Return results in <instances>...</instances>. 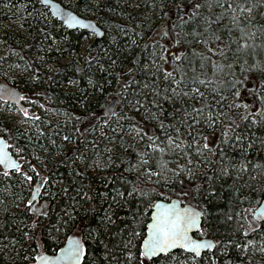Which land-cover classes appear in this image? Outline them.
Returning a JSON list of instances; mask_svg holds the SVG:
<instances>
[{"label":"trees","instance_id":"trees-1","mask_svg":"<svg viewBox=\"0 0 264 264\" xmlns=\"http://www.w3.org/2000/svg\"><path fill=\"white\" fill-rule=\"evenodd\" d=\"M125 1L73 0L70 10L80 17L92 16L104 31L102 38L92 39L83 50L82 42L88 34L65 29L38 2L0 0V10L5 6H23L28 16L23 23L25 38L0 36V51L1 46H6L0 52V66L22 72L11 80L12 85L33 96L40 117L33 129H4L2 137L12 148L23 149L20 155L28 164L48 176L49 183L42 190L51 193L40 203L46 206L41 211H47V216H33L31 211L17 207L21 204L17 197L28 195L27 186L22 191L15 177L0 176V264H29L25 256L30 254L29 244L33 241L24 233L33 232L30 225L36 219L40 226L35 232H43L42 242L48 254L63 246L65 233L72 235L83 230L91 235L82 237L86 244L82 264H128L123 246L134 226L133 218L143 224L150 216L149 197L127 195L133 182L149 191L153 201L177 199L184 205H199L208 210V222L202 221L205 232L196 237L212 239L215 248L203 253L199 264H264V230L249 231L245 236L251 216L245 222L235 215L249 207L250 201L264 200V118L257 111L261 103L253 92L264 78V0H219L224 8L209 7L216 0H143L136 19L114 22L111 16L125 15L121 9ZM197 3L201 5L195 9L198 15L190 19ZM229 3L251 9L239 16L243 21L239 26L232 23L233 13L226 10ZM40 11L46 12L43 21L38 18ZM4 20L6 17L0 16V22ZM165 28L176 43L179 41L180 50L172 56L166 52L165 43L170 35L163 32ZM51 44V48L47 47ZM175 56L182 57L175 63L187 74L186 79L198 77L210 82L198 86L213 98L209 101L213 107L221 95L226 97V107L238 90L237 102L241 107L232 112L244 115L243 105H248L247 111L256 114L257 123L251 124V118L238 122L236 130L244 136L239 142L233 136L230 142L221 143L219 127L214 134L211 129H202L208 134L210 145L216 141L212 152L198 156L189 150L192 156L183 158L158 154L149 167L140 168L137 153L144 150V144L133 140L130 125L136 124L163 138L159 121L148 118L149 113H158L166 125L172 122L180 127L178 118L182 113L176 111L180 102L165 100L163 92V71H172ZM63 58L69 61L59 63ZM154 60L160 65L159 73ZM253 64L258 67L251 68ZM235 81H241L236 89ZM157 89L159 96L154 94ZM154 99L159 101L158 107L153 105ZM113 100L115 115H108L106 109ZM137 101L144 107H137ZM77 116L81 119L77 120ZM38 130L45 135L39 137ZM181 130L188 131L183 127ZM54 132L58 134L53 135ZM64 135H71V142H64ZM49 138L56 141L55 145ZM184 139H189L186 134ZM189 158L195 162L199 180L186 173L172 175L171 170L177 164L186 165ZM242 163L246 170L241 172ZM158 164L165 165L168 171L162 173ZM224 168L228 169L227 175L222 173ZM148 171L156 174L149 176ZM194 183L199 184V193L192 188ZM118 192L124 193L123 198L117 196ZM9 198L14 202L9 203ZM106 213L112 223L105 226L101 221ZM62 221H67V226L59 234L49 235L48 228L43 227ZM251 227L255 228V224L251 223ZM229 239L242 247L227 244ZM139 242L137 239L133 244ZM186 257L189 254L179 250L155 258L154 264H185ZM143 264L152 262L144 260Z\"/></svg>","mask_w":264,"mask_h":264},{"label":"snow or ice","instance_id":"snow-or-ice-1","mask_svg":"<svg viewBox=\"0 0 264 264\" xmlns=\"http://www.w3.org/2000/svg\"><path fill=\"white\" fill-rule=\"evenodd\" d=\"M41 3L48 6V0H41ZM212 6L224 8V4L220 3L219 0H216L215 5H209V7ZM51 7L55 8L56 13L62 17L63 24L67 26H84L83 21L76 15H73L72 12L64 11L55 4H52ZM200 7L201 5L199 3L194 5V10L190 19L198 15L195 9H199ZM226 10H230L233 13L231 21L237 26L243 23V21L239 19V16L245 12H251V9L246 8L243 4L233 6L229 3ZM205 22L208 23V20L206 19ZM245 34L250 35L248 33ZM216 39H220V37L217 36ZM177 43H179V41H177ZM221 55H223L222 52ZM160 59L163 60L164 58L160 57ZM173 60L174 67L172 71H163V80L166 82L163 92L165 100L180 102V108L176 109V111L182 113L178 118L180 127L172 122L166 125L163 120H160L158 113H149L148 118L159 121L160 133L163 138L156 133L149 134L145 132L143 128L138 127L136 124L130 125L133 133V140L143 141L144 144V150L137 153L139 157L138 165L140 168L149 167V162L158 154L163 156V154L167 153L168 155H174L176 158H183L191 157L192 151L198 156H202L205 152H212V145H215L216 141L213 140L212 145H210L208 142L209 136L205 131H202V129H211L214 134L219 127L223 138L221 143L230 142L233 136H235V140L239 142L244 139V136L236 130L240 126L238 122L247 121L251 118V124L257 123L256 114L247 111L248 105H243L245 109L244 115H240L239 112H232V109H239L241 107L237 102V99L240 97V92L238 90L234 91V99L231 103L227 104L226 107L223 105V101L226 99L223 95L220 96L219 100L214 102L215 107H213V104L209 103L213 98L206 96L198 86H207L210 82L199 79L198 77H194L191 80L186 79L187 74L182 71L180 64L175 63L176 61H181L182 57L175 56ZM112 63L115 64L116 61L113 60ZM154 63H156L155 60ZM247 63L248 62L245 61V64ZM250 67L256 68L258 65L253 64ZM156 71L158 73L161 72L158 63H156ZM240 83L241 81H235L233 88H238ZM145 87H147V85H145ZM213 91H215V89H213ZM253 92L255 95H258L260 99L261 108L257 111L260 113V118H264V78L261 79L259 89H254ZM154 94L159 96V89H157ZM16 96L17 93L14 90L0 88V99H14ZM19 99L27 100L28 98L19 96ZM152 103L157 107L159 106V101L156 99H154ZM136 106L144 107L140 101L136 102ZM18 110L22 112L26 120L31 119L32 121H38L40 119L39 116L31 115L23 108ZM108 111L110 115H115V112L110 108ZM76 119L80 120L81 118L77 116ZM182 127L188 130L187 133L182 132ZM38 131L39 137L45 135L42 130ZM75 131L80 132V129H76ZM194 132L195 135H193ZM56 134L58 133H53V135ZM185 134L188 136V140L184 139ZM49 139L51 143L55 145L56 141L51 138ZM62 139L64 142H71V135H64ZM9 147L10 146L5 141L0 140V176L15 177L21 190L24 191V186H27V190L31 193L27 198L23 196L17 197L21 200V204H18L17 207H22L25 212L31 211L33 216H47V211H41V209L46 206L41 204L38 207L37 201L39 190L43 189L44 186L49 183L48 176L41 175L35 166L28 164V161L20 155L23 149L17 148V156L13 158L7 151ZM108 151H112V149H108ZM220 154L223 155V153ZM36 159H39V157H36ZM166 163L167 162H165V164ZM187 165H193V167H188ZM157 166L161 167L162 173L168 171L165 165L158 164ZM26 168L27 170H25ZM245 170L246 165L242 163L240 171L242 172ZM171 172L173 176H183L186 173L189 178L199 180L195 171V162L191 158L187 159L186 165L177 164L176 168L172 169ZM222 173L227 175L228 169H222ZM147 174L151 176L156 173L148 171ZM34 179L36 181L35 184H33ZM208 179L211 180L212 178L209 177ZM192 188L199 193L200 186L198 183H194ZM46 194L51 195V193ZM134 194L141 197H149L148 207L150 209V216L143 224L138 218H133L134 226L130 227L127 242L124 243L123 246L128 264H132L133 261H135L136 264H143L144 260H148L154 264V258H160L162 254L167 256L172 250L177 248L181 249L183 253L189 254L191 264H199L202 250L207 249L210 251L215 246L208 240L198 239L192 235L193 232H199L201 235L204 234L205 229L202 221L204 224L208 222L209 213L207 209L199 205L193 206L189 204L181 207L175 202L164 203L158 200L153 201L150 199V192L145 191L135 182L132 183L131 190L127 192L129 197ZM185 195H187V193H185ZM117 196L123 198L124 193L118 192ZM113 199L115 200L116 198L114 197ZM243 199L244 198L241 197V201H243ZM66 215H68L69 219L72 218L70 214L66 213ZM235 215L245 222H248V217L251 216L249 227L244 231L245 236H247L249 231L254 232L256 229L264 230V200L256 199L254 203L250 201L249 207L243 208L241 212H236ZM228 219H232V216H229ZM111 223L112 218L106 213L101 224L106 226ZM251 223L255 224V228L251 227ZM38 226H40L39 220L36 219L30 225L33 232L24 233L25 237L33 241V243L29 244L30 254L25 256L29 264H82V259L86 255V244L83 242L82 237L85 235L90 236L91 232L84 233L83 230H81L80 232H74L72 235H67L65 233L66 243L64 246L60 247L55 254L49 255L42 242L43 232L39 234L35 232ZM66 226L67 221H62L57 222L56 225H52L51 227L48 225H44L43 227L48 228L49 235H51L52 232L59 234ZM137 227L140 228V231L136 230ZM240 227L244 228V225H240ZM137 239L140 241L139 244H133V241ZM217 243L224 244L225 241H218ZM226 243L235 244L237 248L242 247V245L231 239L227 240ZM248 243L251 244L252 241L249 240ZM243 247L246 248L247 245H243ZM133 248H135V252ZM189 257L185 258V264H189ZM173 259L175 258L173 257Z\"/></svg>","mask_w":264,"mask_h":264},{"label":"rangeland","instance_id":"rangeland-1","mask_svg":"<svg viewBox=\"0 0 264 264\" xmlns=\"http://www.w3.org/2000/svg\"><path fill=\"white\" fill-rule=\"evenodd\" d=\"M60 4H62L65 8L70 9V4L73 3V0H54ZM143 3V0H127L123 3L122 6V11L125 12V15L122 17H113L114 22L118 23H124L128 19H136L139 15L140 12V6ZM6 9L3 8V11L0 10V16L1 17H6V20L0 22V36L7 35L11 37H15L16 40H20L21 38H25L26 32L25 28L23 27V23L25 22V19L28 17L25 13L24 7L23 6H18L15 9H12L10 7H6ZM44 8V7H43ZM47 11V10H46ZM45 11H40L38 14V18L40 20H45ZM48 13V11H47ZM44 15V16H41ZM87 19H92V16H87L84 17ZM163 32L166 33L167 35H170V39L165 43L166 47V52L168 56H172L174 54H177L179 52V46L175 42L174 36H172L171 33H169V29L165 28L163 29ZM95 36L92 34H88V37L82 42V49L84 50L86 45L94 39ZM55 43H53L54 45ZM1 53L3 49L6 48L5 45L1 46ZM49 48L52 47V44L47 46ZM168 60H171L168 58ZM69 61V58H63L60 59L61 64L66 63ZM22 72H20L19 69L14 68V67H4L0 66V84H8L12 85L11 80L16 79L20 77ZM21 91V90H20ZM22 96L27 97V100H22L23 105L25 107V110H27L31 115L38 116L35 106H34V98L33 96L30 95V93H26L21 91ZM35 125V121H32L31 119H25L23 117L22 112H20L15 106L7 104V103H2L0 102V136L2 137V133L4 132V129H15V131H26V129H33ZM127 139V138H126ZM7 142V141H6ZM8 143V142H7ZM9 144L10 151L12 152V155L16 158L17 156V150L12 148L11 144ZM35 179L33 181V184H35ZM47 193V192H46ZM46 193L40 189L39 190V196H38V201H37V206L40 205L42 202L43 197L46 195ZM31 195V193L28 191L27 197ZM26 197V198H27ZM9 203H13L14 200L9 198L8 199ZM1 205V204H0ZM79 238V237H78ZM198 239H205L201 237H197ZM208 239V238H206ZM212 240V239H211ZM213 241V240H212ZM214 242V241H213ZM264 251V250H262Z\"/></svg>","mask_w":264,"mask_h":264},{"label":"water","instance_id":"water-1","mask_svg":"<svg viewBox=\"0 0 264 264\" xmlns=\"http://www.w3.org/2000/svg\"><path fill=\"white\" fill-rule=\"evenodd\" d=\"M36 2L39 3V5H41L42 7H44L45 9H47L48 13L50 14V16L55 19L56 21H58L65 29L67 30H80V31H85L87 34H92L95 36V38H102L103 35H104V31L103 29L100 28V26H98V24L92 20V19H87V18H84V17H80L78 16L77 14H75L73 11H71L70 9L68 8H65L62 4L54 1V0H48V6H45V4L41 3V0H34ZM52 4H55L57 5L59 8L63 9L64 11H70L73 13V15H76L79 19H81L83 21V25L84 26H67L65 24H63V21H62V17L60 15H58L56 13V9L55 8H52L51 5ZM88 26H91V27H88ZM0 88H9V89H12L14 90L16 93H17V96L16 98L14 99H0V102L2 103H7V104H10V105H13L15 106L17 109H20V108H23L25 109L24 105H23V102L22 100L19 99V96H22L20 91L18 89H16L14 86H11V85H8V84H0ZM115 104H116V100H113L111 101V103L109 104V106L107 107L106 109V113L108 115L109 114V111L108 109L110 108L112 111L114 110V107H115ZM0 140H3L6 142V140L0 136ZM7 143V142H6ZM8 144V143H7ZM9 145V144H8ZM8 153L13 157L15 158L13 155H12V152L10 151V148L7 149ZM164 203H172V202H175L177 203L179 206L183 207V206H186L184 204H182L179 200L177 199H173V200H170V201H163V200H160ZM199 232H193L192 235L196 237V235L198 234ZM202 240H208L209 242L213 243L215 245V243L211 240V239H202ZM66 243V241H65ZM64 243V244H65ZM63 244V246H64ZM62 246V247H63ZM215 248V246L209 251L207 249H204L202 250L201 252V255L205 252H211L213 251ZM182 251L181 249L177 248V249H174L172 250L170 253L172 252H175V251ZM58 252V251H57ZM55 254V253H54ZM49 255H53V254H49ZM161 256H164L163 254ZM155 259V258H154Z\"/></svg>","mask_w":264,"mask_h":264},{"label":"flooded vegetation","instance_id":"flooded-vegetation-1","mask_svg":"<svg viewBox=\"0 0 264 264\" xmlns=\"http://www.w3.org/2000/svg\"><path fill=\"white\" fill-rule=\"evenodd\" d=\"M16 88V87H15ZM17 89V88H16ZM19 90V89H18ZM20 91V90H19ZM20 93H21V91H20ZM22 95V94H21Z\"/></svg>","mask_w":264,"mask_h":264}]
</instances>
